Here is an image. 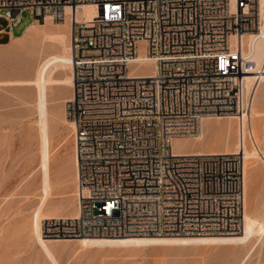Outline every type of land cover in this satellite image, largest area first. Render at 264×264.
Masks as SVG:
<instances>
[{"label": "built area", "instance_id": "obj_1", "mask_svg": "<svg viewBox=\"0 0 264 264\" xmlns=\"http://www.w3.org/2000/svg\"><path fill=\"white\" fill-rule=\"evenodd\" d=\"M91 4L98 14L78 19ZM25 11L71 24L78 213L41 219L42 238L240 233L242 155L177 153L173 139L248 112L242 36L260 29L257 0H0V36ZM141 61L154 73L131 74Z\"/></svg>", "mask_w": 264, "mask_h": 264}, {"label": "rangeland", "instance_id": "obj_2", "mask_svg": "<svg viewBox=\"0 0 264 264\" xmlns=\"http://www.w3.org/2000/svg\"><path fill=\"white\" fill-rule=\"evenodd\" d=\"M97 14L98 6L91 4L87 17ZM52 22L32 20L25 11L21 22L14 27L15 34L8 42L0 43V264H53L31 232L33 213L43 195L42 148L36 108L39 92L35 79L42 60L59 51V44L45 34L48 29L62 28ZM30 23L37 31L24 39H16ZM5 24V19L0 18V26ZM148 69L146 66L141 71ZM66 74V70H60L55 77ZM71 90L72 87L56 81L47 91L50 200L62 202L65 212L75 208L77 194L73 128L64 110ZM262 92L264 83L259 85L256 94ZM207 119L209 122H205L204 127L211 128L205 138L199 141L193 136H183L177 141L178 151L233 148L238 139L236 118L208 116ZM217 120L226 123L228 130L224 127L214 131ZM260 141L257 140L258 148L264 151V142ZM245 177L247 210L264 226V158L259 154L246 160ZM260 229L258 227L248 244L84 247L77 243L78 238H71L58 242L54 253L60 264H264V227Z\"/></svg>", "mask_w": 264, "mask_h": 264}, {"label": "bare ground", "instance_id": "obj_3", "mask_svg": "<svg viewBox=\"0 0 264 264\" xmlns=\"http://www.w3.org/2000/svg\"><path fill=\"white\" fill-rule=\"evenodd\" d=\"M259 12H260V29L257 32H249L242 36V44L244 52H250L252 60H254V67L250 73L246 74L244 78V90L246 96L250 98V108L246 114L237 116L234 114L225 115H208L216 116L222 118L223 116H229L231 118H236L237 120V136L238 139L234 143L233 148H225L223 151L211 149L209 151L205 149H191L188 151H178L176 149L177 141L183 139L181 137H176L173 139V149L177 153H190V154H205V153H237L239 152L243 157V171L245 177L246 160L250 157L259 154L264 158V151L258 148L257 140L264 142V92L261 94H256L257 89L261 83H264V0H257ZM90 10V5H82L78 8L76 16L78 19L89 18L87 13ZM68 11V9H67ZM94 18V17H93ZM47 23L52 22L47 17ZM36 21V20H35ZM32 23V22H31ZM27 26L24 33L21 36L16 37V39H24L32 34L36 30L34 24ZM56 26L62 28H51L46 30L45 33L49 40L50 38L59 44V51L49 54L42 60L40 67L37 72L35 83L38 87V99H37V114L39 115V126H40V139H41V159L43 167V195L37 207L34 210L32 217L31 229L36 241L39 245L41 251L45 256L53 261V264H60L57 257L55 256L54 249L60 241H67L68 239H44L40 235L39 227L40 221L43 218H51L58 216H76L78 213L77 206V196L75 208L70 212L61 213L62 202L51 201V177H50V140H49V110H48V98L47 91L50 85L54 82H62L72 87L71 95L73 91L74 76H73V66L70 63V18L69 15L66 16L63 21H53ZM37 31V30H36ZM46 37V36H45ZM43 39V38H42ZM233 41L237 43V38L233 37ZM240 43V39H238ZM148 66V71H141L144 67ZM60 70H66L67 74L61 78H56V72ZM155 71L152 62L141 61L138 65L131 68V74L139 75H150ZM66 73V72H65ZM69 96V98L71 97ZM69 98L67 100H69ZM66 100V101H67ZM65 101V102H66ZM65 110V105H64ZM66 116V113H65ZM208 116H203L200 123V130L197 134L193 135L199 141H202L207 130L211 127H204L205 122H209L206 119ZM60 119V118H59ZM66 120L73 128V140L75 125L74 123L66 117ZM215 127L213 130L224 129L228 130L229 126L217 120L214 122ZM206 125V124H205ZM235 125V124H234ZM235 128V126H234ZM232 128V129H234ZM220 130V131H221ZM190 137V136H189ZM249 138L252 140L251 146L248 145ZM260 141V142H261ZM212 143V142H211ZM202 144V143H201ZM213 144V143H212ZM197 145V144H196ZM264 146V144H263ZM75 147V144H74ZM264 148V147H263ZM74 163H75V181H76V191H77V161L75 157L74 149ZM246 182V181H245ZM244 182V183H245ZM245 185V206L243 226L244 229L238 234L231 235H180V236H120V237H80L77 243L81 246L88 247H117V246H146V245H178L186 246L192 244L200 245H220V244H246L251 237L258 231V227L262 229L263 225L250 215L247 210L248 205V191ZM77 195V194H76ZM260 229V230H261ZM248 244V243H247Z\"/></svg>", "mask_w": 264, "mask_h": 264}, {"label": "crops", "instance_id": "obj_4", "mask_svg": "<svg viewBox=\"0 0 264 264\" xmlns=\"http://www.w3.org/2000/svg\"><path fill=\"white\" fill-rule=\"evenodd\" d=\"M15 34V32L13 31L12 32V34H11V36H9L8 34H2L0 37V43H6V42H8L10 39H11V37L13 36ZM2 39H4V41H1ZM207 119V118H206ZM68 179H70V174L68 175ZM69 204H71V201L69 202ZM61 207H62V205H61ZM65 211H64V209H63V207L61 208V213H64Z\"/></svg>", "mask_w": 264, "mask_h": 264}]
</instances>
